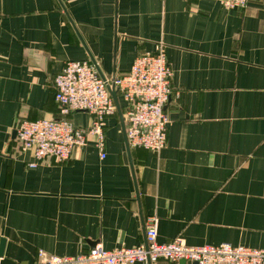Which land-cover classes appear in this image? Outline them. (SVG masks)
I'll return each mask as SVG.
<instances>
[{"label": "crops", "instance_id": "obj_1", "mask_svg": "<svg viewBox=\"0 0 264 264\" xmlns=\"http://www.w3.org/2000/svg\"><path fill=\"white\" fill-rule=\"evenodd\" d=\"M159 47L173 73L160 153L128 150L118 112L104 151L97 135L67 161L22 150L21 121L59 116L65 63L108 78ZM151 217L160 244L264 250V0H0V264L138 247Z\"/></svg>", "mask_w": 264, "mask_h": 264}, {"label": "built area", "instance_id": "obj_2", "mask_svg": "<svg viewBox=\"0 0 264 264\" xmlns=\"http://www.w3.org/2000/svg\"><path fill=\"white\" fill-rule=\"evenodd\" d=\"M227 10L244 9L249 0H217ZM153 54L137 57L124 75L104 77L96 65L85 61H68L53 80L59 116L55 119L21 121L16 136L23 151H33L37 160L54 157L59 161L71 158L74 149L87 144L89 135H97V147L105 148V119L117 113L111 90L116 91L130 147L160 153L167 143L169 120L166 106L173 94L172 70L163 47ZM121 106V103H120ZM122 110V107H121ZM88 112L96 119L89 130L75 126L70 117ZM105 158V153L101 154ZM35 167V165H32ZM158 220L151 217L146 229V241L134 248L105 250L97 245L87 254L77 257L38 254V264H264V250L227 243L218 246L189 247L180 237L165 244L158 242Z\"/></svg>", "mask_w": 264, "mask_h": 264}, {"label": "water", "instance_id": "obj_3", "mask_svg": "<svg viewBox=\"0 0 264 264\" xmlns=\"http://www.w3.org/2000/svg\"><path fill=\"white\" fill-rule=\"evenodd\" d=\"M96 67H97V65H96ZM97 69H98V67H97ZM98 71H99V69H98ZM111 95H112V97H113V99L115 101L117 112L119 113V115L121 117V125H122L123 133H124V136H125V141L127 143L128 150H130V145H129V142H128V139H127V135H126L125 120H124V117H123V114H122V110H121V106H120L118 95H117L116 91H112V90H111ZM4 248H5V240H2L1 247H0V257H2L3 254H4ZM184 263H186V262H182V264H184Z\"/></svg>", "mask_w": 264, "mask_h": 264}, {"label": "trees", "instance_id": "obj_4", "mask_svg": "<svg viewBox=\"0 0 264 264\" xmlns=\"http://www.w3.org/2000/svg\"><path fill=\"white\" fill-rule=\"evenodd\" d=\"M120 103H121V105H122V103H123L121 97H120ZM121 107H122V112H125V110H124V109H125L124 106H121Z\"/></svg>", "mask_w": 264, "mask_h": 264}]
</instances>
